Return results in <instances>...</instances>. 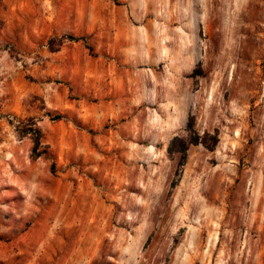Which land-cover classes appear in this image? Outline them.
<instances>
[{
	"label": "rangeland",
	"instance_id": "obj_1",
	"mask_svg": "<svg viewBox=\"0 0 264 264\" xmlns=\"http://www.w3.org/2000/svg\"><path fill=\"white\" fill-rule=\"evenodd\" d=\"M0 264H264V0H0Z\"/></svg>",
	"mask_w": 264,
	"mask_h": 264
},
{
	"label": "trees",
	"instance_id": "obj_2",
	"mask_svg": "<svg viewBox=\"0 0 264 264\" xmlns=\"http://www.w3.org/2000/svg\"><path fill=\"white\" fill-rule=\"evenodd\" d=\"M70 38H75V37H70ZM51 39H48V42H50ZM187 130H188V134L186 135L185 139L184 140H179V144H180V148L179 150L182 151V153L185 151L186 147L188 146V144H195V143H198V142H202L204 143V141H200L198 137H196V135H192L191 131H190V126L187 127ZM33 132L35 133V137H34V147L35 145L37 144V141H38V136H39V133H38V130L37 129H34ZM177 140V138H173L171 140L172 143H174L175 141ZM216 141V138L214 140V142ZM170 142V143H171ZM205 144V143H204ZM208 146V145H206ZM212 147V146H211ZM210 148V147H209ZM168 150H170V148H168Z\"/></svg>",
	"mask_w": 264,
	"mask_h": 264
},
{
	"label": "crops",
	"instance_id": "obj_3",
	"mask_svg": "<svg viewBox=\"0 0 264 264\" xmlns=\"http://www.w3.org/2000/svg\"><path fill=\"white\" fill-rule=\"evenodd\" d=\"M133 47V46H132Z\"/></svg>",
	"mask_w": 264,
	"mask_h": 264
}]
</instances>
